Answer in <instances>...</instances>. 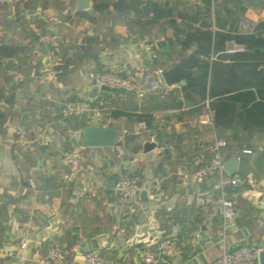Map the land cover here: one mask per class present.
Returning <instances> with one entry per match:
<instances>
[{
	"label": "crops",
	"instance_id": "0c3cea01",
	"mask_svg": "<svg viewBox=\"0 0 264 264\" xmlns=\"http://www.w3.org/2000/svg\"><path fill=\"white\" fill-rule=\"evenodd\" d=\"M95 1L110 3L107 12L96 11ZM115 1L124 2V11L114 9ZM88 2L86 8H78V0L0 3V40L26 47L0 68V87L6 94L11 92L9 100L0 99L4 118L0 264H21L46 254L55 236L68 250V264H86L89 250L102 251L123 264H142L144 249L155 247L166 234L176 242L173 263L209 264L220 254L221 218L218 210L197 204L195 195L213 190L217 179L195 183L191 173L211 161L213 154L206 147L218 139L228 142L223 149L225 162L236 157L235 174L246 178L236 197L238 227L229 232L226 242L231 248L240 244L264 248V127L243 131L239 125L219 128L199 123L198 117L211 109L208 101L192 112L188 104L172 106L182 100L180 85L167 86L159 72L163 68L154 64L158 58L172 67L187 59L178 56L175 38L184 24L199 26L206 20L213 29L253 32L264 23V0ZM155 6L164 8L167 17L151 21L149 9ZM258 30L264 35L263 26ZM43 33L57 35L60 54L38 49L37 39ZM234 44L229 43L227 51ZM85 52L92 57H84ZM63 57L70 58L68 68L51 77L50 70ZM9 63L25 73L23 83L11 81L9 67H4ZM108 69L133 75L138 88H148L150 80H157L160 88L143 97L98 88L89 71ZM171 91L174 99L167 100L163 92ZM66 101L90 103L97 113L63 118L59 110ZM117 108L152 109L155 128L135 134L139 121L133 116L114 117ZM84 120L112 125L122 135L113 146H83V171L75 181L66 182L65 130L82 128ZM20 124L32 139L27 148L15 142ZM146 143L155 144L157 150L145 148ZM247 148L252 152L243 153ZM127 172L138 175L142 186L136 203L123 200L115 190L116 180Z\"/></svg>",
	"mask_w": 264,
	"mask_h": 264
},
{
	"label": "built area",
	"instance_id": "2783aa9c",
	"mask_svg": "<svg viewBox=\"0 0 264 264\" xmlns=\"http://www.w3.org/2000/svg\"><path fill=\"white\" fill-rule=\"evenodd\" d=\"M28 0H0L4 4H22ZM46 15V11L42 13ZM0 24V33H1ZM58 37L54 33H43L38 37L39 46L56 45ZM243 45L234 44L229 48V52L244 50ZM160 72V71H159ZM51 77H57L62 74L61 68L54 67L50 70ZM8 75L12 82L23 83L25 81L24 73L17 68H9ZM89 77L94 81L98 88H107L113 93L117 92H137L139 97L145 96L151 91L160 88L157 80H150V85L146 89L138 88L135 77L131 74H122L117 69H108L103 71H89ZM60 115L63 118H71L85 114L97 113V107L82 101H66L60 107ZM198 122L202 124H214L213 112L206 110L198 117ZM148 131L147 124L139 121L134 133L142 134ZM67 149L63 153V162L65 170L63 179L66 182L75 181L84 168L83 154V130L81 127L68 126L65 130ZM15 142L21 148H27L32 139L29 130L25 125L20 124L15 130ZM227 146L224 139H218L209 144L206 149L213 154L209 163L200 165L191 173V179L195 183H203L210 178L216 177L214 189L210 191H198L195 195V202L199 205L208 206L218 210L221 218V233L218 240L220 248L219 256L209 264H259V254L263 247L249 244H240L236 247H229L226 237L232 230L238 227L236 197L238 188L243 186L246 178L239 174H229L224 169L223 149ZM262 150V149H261ZM244 152L251 153L250 149H244ZM115 190L119 196L130 203H136L140 199L142 186L138 175L134 173H124L115 182ZM176 242L172 235H162L156 241L155 247H149L142 252V264H175L172 257L175 253ZM86 264H123L114 261L109 256L99 250H89L84 255ZM69 253L65 244L60 240H52L51 245L44 255L26 260L21 264H68Z\"/></svg>",
	"mask_w": 264,
	"mask_h": 264
},
{
	"label": "trees",
	"instance_id": "16d2710c",
	"mask_svg": "<svg viewBox=\"0 0 264 264\" xmlns=\"http://www.w3.org/2000/svg\"><path fill=\"white\" fill-rule=\"evenodd\" d=\"M109 4L107 1H95L94 9L107 12ZM112 5L116 11H124V2L115 1ZM163 9L157 6L150 7L149 10L153 12L151 21L167 17ZM262 26L264 27V23L259 24L253 32H239L233 29L221 31L213 29L210 21L201 20L199 26L184 24L182 28H178L175 35L180 46L177 51L178 56L180 58L187 56V68L193 70L194 75L187 80L186 85L180 86L178 91L181 93L182 100L172 106L182 108L188 104L192 112V108L194 111L199 110L208 101L213 112L214 124L219 128H232L239 125L243 131H251L264 127V71L261 70L264 67V35L258 30ZM231 42L243 45L245 49L229 52L227 46ZM58 45L59 39L52 50L57 55L60 54L57 51ZM25 49V46L5 44L0 40V68L3 67L5 60L18 57L25 52ZM92 55L93 53L85 52L83 56L89 58ZM26 59L25 56L24 60ZM69 59L63 57L56 61L55 66L64 72L68 68ZM154 64L163 69L171 67L159 61L158 58L155 59ZM4 67L22 71L13 63ZM24 76L26 79L25 73ZM163 94L167 100L174 99L173 91L163 92ZM10 97L11 92L6 94L0 87V99L9 100ZM164 106L165 104L161 105V107ZM112 115L114 117L133 116L138 121H144L149 130L155 128V114L150 108L134 111L117 108L112 111ZM3 119L0 113L1 124ZM83 123L88 124L85 120ZM250 150L252 152V149ZM56 239L61 241L56 236L52 240Z\"/></svg>",
	"mask_w": 264,
	"mask_h": 264
},
{
	"label": "water",
	"instance_id": "95a60500",
	"mask_svg": "<svg viewBox=\"0 0 264 264\" xmlns=\"http://www.w3.org/2000/svg\"><path fill=\"white\" fill-rule=\"evenodd\" d=\"M88 0H78V8H86L88 6ZM42 52H50L53 49L52 45L39 46L38 48ZM41 65V61H38ZM264 71V67L261 68ZM160 75L167 86L180 85L184 86L187 80L194 75L193 70L187 68V59L183 58L169 69L160 70ZM107 89V88H106ZM83 139L82 144L84 147H104L113 146L118 137L122 134L112 125H96L94 123H88L82 125ZM154 146L157 150V146L153 143H146L145 148ZM238 160L233 157L229 161L224 163L225 172L229 174H235L237 172ZM112 186L114 181H112ZM145 196V193H142ZM259 264H264V248L259 254Z\"/></svg>",
	"mask_w": 264,
	"mask_h": 264
}]
</instances>
